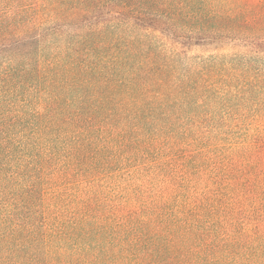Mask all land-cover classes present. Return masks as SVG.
<instances>
[{
  "label": "trees",
  "instance_id": "obj_1",
  "mask_svg": "<svg viewBox=\"0 0 264 264\" xmlns=\"http://www.w3.org/2000/svg\"><path fill=\"white\" fill-rule=\"evenodd\" d=\"M0 264H264V0H0Z\"/></svg>",
  "mask_w": 264,
  "mask_h": 264
}]
</instances>
